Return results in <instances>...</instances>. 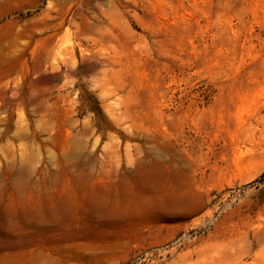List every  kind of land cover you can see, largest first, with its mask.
Returning a JSON list of instances; mask_svg holds the SVG:
<instances>
[{"label": "rangeland", "instance_id": "rangeland-1", "mask_svg": "<svg viewBox=\"0 0 264 264\" xmlns=\"http://www.w3.org/2000/svg\"><path fill=\"white\" fill-rule=\"evenodd\" d=\"M0 264H264V0H0Z\"/></svg>", "mask_w": 264, "mask_h": 264}]
</instances>
